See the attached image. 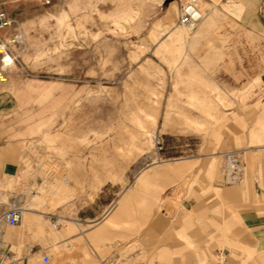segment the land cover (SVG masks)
Wrapping results in <instances>:
<instances>
[{
	"label": "rangeland",
	"instance_id": "374dc122",
	"mask_svg": "<svg viewBox=\"0 0 264 264\" xmlns=\"http://www.w3.org/2000/svg\"><path fill=\"white\" fill-rule=\"evenodd\" d=\"M183 1L17 0L1 6L13 33L22 35L12 44L18 64L0 83L17 103L15 136L22 147L16 172L34 182L22 188L16 173L7 176L0 195L19 202L24 194L21 207L39 211L29 220L37 223L33 230L22 222L7 231L16 256L34 247L25 264H43L44 253L48 264H162L160 256L175 264L182 249L176 229L184 217L194 222L190 230L206 238L221 216L239 215L243 219H233V227L245 232L246 246H254L244 219L259 204L254 182L261 150L251 140L264 123V36L223 15L203 34L197 29L205 17L187 31L177 22ZM225 1L197 0L203 14ZM230 8L234 0H227L228 16ZM168 14L173 34L181 36L177 41L159 23ZM38 127L65 134L45 143L43 131L33 132ZM228 155L241 163L236 172ZM175 159H190L192 166L128 191L124 207L117 208L123 215L103 225L100 237L48 239L61 229L52 227L50 216L64 225L67 217L76 218L78 210L71 216L63 204L74 194L79 204L86 195L124 190L151 163L168 166ZM94 161L107 169L90 175ZM71 176L77 185L67 180ZM40 186H70L71 197L41 204ZM159 219L163 223L156 226ZM71 243L84 244L90 257L67 247ZM219 249H211L206 264ZM257 252L244 249L230 257L231 264H256ZM190 257L193 262L194 253Z\"/></svg>",
	"mask_w": 264,
	"mask_h": 264
},
{
	"label": "crops",
	"instance_id": "0c3cea01",
	"mask_svg": "<svg viewBox=\"0 0 264 264\" xmlns=\"http://www.w3.org/2000/svg\"><path fill=\"white\" fill-rule=\"evenodd\" d=\"M13 1L17 0H0V10H2V5L10 4ZM234 4L235 9L231 11L230 8V11L234 12L231 16H228L225 11L227 0L223 2L222 8L216 6L209 8L207 13L203 14V18H206L205 21L197 29L199 30V35L203 34L206 29L210 25H212L217 18H219L220 15H223L229 18L231 21L238 20L239 24H241L243 28L255 34L264 36V0H234ZM174 10L176 9L174 8ZM171 17L172 15L168 14L162 20H159V23L166 24L167 29L165 35L171 33V41H177L181 36L173 34L175 25H173L174 22ZM154 27L155 25L153 26V28ZM9 33H13L12 27L0 31V35L2 36L8 35ZM158 34L161 35L160 32ZM53 86L54 85L52 84L45 86L44 89H42L41 94H47ZM16 107V99L13 98V96H11L7 91H5L0 84V181L5 179L7 176H11L16 173V183H21L22 179H24L26 176H24L23 173L16 172V169L20 163V149L22 147L21 141H19V138L15 136L18 132L17 127H15L14 120ZM42 131V128L38 127L37 130L33 132ZM59 134L63 135L65 133H62L61 131L53 132L45 130L43 131L42 141L46 143L47 141H49L51 136H56ZM75 137L80 138L81 134L75 135ZM251 143H255L260 147L261 155H259V160L262 161L261 173L258 179L254 182L255 192L257 198L259 199V204L256 205L245 216L246 219H244L245 223L247 224L246 229L253 236V238L250 239L252 240L251 243L254 246H246L244 240L245 232L242 229H235L233 227V219L238 218L239 221H242L243 218H241L239 215L235 216L233 214H224V216H221V220H219L217 223V228L214 231L207 232L206 238L199 230H190L194 222L191 218L184 217L183 219H181V222L176 229L178 243L180 244V247L182 249L181 256L175 261V264H193L194 261H196V263L198 264H206L208 254L211 252V249L213 247H218L220 249L228 248L229 250H231L230 257H238L240 255V252L244 249L247 250V252H252L255 247L256 251H258L256 264H264V123L262 124L260 130L253 133ZM252 159L253 157H251V160ZM254 159L256 158L254 157ZM170 165L173 166V168L171 170H165L167 164H160L158 162L151 163L146 169L141 171L136 176V179L134 181L135 183L129 185L124 190H119L118 192L109 191V194L98 192L99 194L96 193L94 196L86 195L85 200H83L79 204H76L74 201V199H76L79 194H74V197L64 201L63 204L68 207V211L71 216L75 213V211L78 210L76 218L67 217L68 219L66 220V225H63L57 234L53 236L49 234L48 239H56L59 243H63L72 242L79 237H100L103 234V225L115 224L119 221V217L123 215L121 212H118L117 208L120 207L121 209L122 207H124V201L126 199V193L128 191L136 190V188L145 185L151 178L152 179L150 181L154 182L159 178L181 173L182 171L187 170L192 166V164L190 163V159H175V161L171 162ZM106 166L108 165L102 164V166L99 168L97 166V162L94 161L91 165L92 173L90 175L95 174V172H97L99 169H107ZM31 179V181H27V179L23 180L22 188L27 183L32 184L34 182V179L32 177ZM77 179L78 178H74L73 176L67 178V180H74L75 185H77ZM103 179H105L106 181L110 180L108 177H105ZM40 187L41 189L38 190L41 191L42 195L39 196V201L41 202V204H50L55 202L60 203L62 198L65 199L67 197H71L70 186H67L64 191H61L58 187L54 186L49 188H43V186ZM215 191L219 196L223 194V191L219 187H215ZM110 193L111 196H107L110 195ZM51 196L58 197V200L51 199ZM24 197L25 196L23 194L21 196V199L19 200L23 201ZM0 199L4 200L1 195ZM20 201L9 202L21 204ZM30 211L31 212L29 218L26 220V222H23L27 224L28 229L33 230L34 228H36L37 223L29 220L33 213L39 211H35L32 205ZM162 223L163 219H159L156 223V226H159ZM67 226H69L70 228H74L73 232H69L68 228H66ZM205 230H207L206 227ZM38 232L41 233L39 228ZM9 235V233H6V240L7 236ZM10 242H12L11 235ZM71 245L72 243L69 246L67 245V247H70L71 249L82 253L87 258L90 257V253L84 244L79 243L76 245ZM66 251H68V249L65 248V251L61 254V256H63ZM191 253H194L195 255V260L193 262L191 261L190 257ZM159 259H163L164 263L162 264H172L170 258H166L165 256H160Z\"/></svg>",
	"mask_w": 264,
	"mask_h": 264
},
{
	"label": "built area",
	"instance_id": "2783aa9c",
	"mask_svg": "<svg viewBox=\"0 0 264 264\" xmlns=\"http://www.w3.org/2000/svg\"><path fill=\"white\" fill-rule=\"evenodd\" d=\"M203 19V12L198 5L197 0H184L180 6L178 15V24L189 30H194ZM13 21L11 16L4 10H0V31L11 28ZM22 40V35L11 33L0 35V83L8 82V72L18 64V56L13 52L12 44H17ZM160 144V141L157 142ZM158 149H162L159 146ZM228 160H233L228 155ZM24 209L18 205L9 203V201L0 200V264H25L29 261V256L34 253V247L27 248L26 254L16 256L13 250V243L5 239L6 233L10 228L19 226L22 223ZM52 227L59 229L64 225V220L57 216L49 217ZM42 263L48 264L51 257L44 253ZM211 264H231L230 250L219 249L215 252L214 261Z\"/></svg>",
	"mask_w": 264,
	"mask_h": 264
},
{
	"label": "bare ground",
	"instance_id": "6f19581e",
	"mask_svg": "<svg viewBox=\"0 0 264 264\" xmlns=\"http://www.w3.org/2000/svg\"><path fill=\"white\" fill-rule=\"evenodd\" d=\"M197 27H198V26H197ZM182 28H184V29L187 30V31H192V30L187 29L186 27H182ZM170 164H171V162L168 163V166L165 167V170H169L170 168H173V166H171ZM229 165L231 166L232 169H234V170H233L234 172H236L238 169L241 168V163L238 162V161L235 162L234 160H230ZM174 167H175V166H174ZM233 178H234V177H233ZM0 200H2V199H0ZM3 201H4V200H3ZM9 203L14 204V205H18V206L21 207V205L18 204V203H14V202H9ZM21 208H22V207H21ZM30 212H31V211H30V208L25 207L24 212H23V219H22V222H23V221L26 222V220L29 218ZM5 238H6V236H5ZM9 238H10V236H7V241H10Z\"/></svg>",
	"mask_w": 264,
	"mask_h": 264
}]
</instances>
